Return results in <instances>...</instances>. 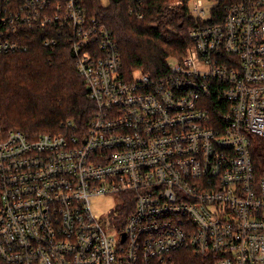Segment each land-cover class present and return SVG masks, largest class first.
<instances>
[{
	"label": "built area",
	"instance_id": "obj_1",
	"mask_svg": "<svg viewBox=\"0 0 264 264\" xmlns=\"http://www.w3.org/2000/svg\"><path fill=\"white\" fill-rule=\"evenodd\" d=\"M219 1L187 0L184 54L127 79L85 0H0V54L26 49L29 31H48L44 45L67 36L95 105L83 125L35 137L0 120V264H171L180 248L264 264L250 153L264 138V0ZM128 2L143 17V0ZM111 194L123 213L99 216L91 198Z\"/></svg>",
	"mask_w": 264,
	"mask_h": 264
},
{
	"label": "trees",
	"instance_id": "obj_2",
	"mask_svg": "<svg viewBox=\"0 0 264 264\" xmlns=\"http://www.w3.org/2000/svg\"><path fill=\"white\" fill-rule=\"evenodd\" d=\"M171 0H143V17L129 13L128 0H85L86 13L107 26L121 56L122 75L137 73L158 77L166 72V60L181 57L190 44L189 31L196 19L187 5L171 7ZM226 0L216 8L222 12ZM58 29H64L58 27ZM48 31H29L26 49L0 54V120L5 129H20L30 137L62 131L72 120L83 125L95 108L84 80L77 72L72 44L57 33L52 45H44ZM56 34V31L54 32ZM33 35V36H32ZM254 172H264V138L254 137L250 146ZM114 211L122 212L123 202ZM171 264H212V256L189 248L171 253Z\"/></svg>",
	"mask_w": 264,
	"mask_h": 264
},
{
	"label": "rangeland",
	"instance_id": "obj_3",
	"mask_svg": "<svg viewBox=\"0 0 264 264\" xmlns=\"http://www.w3.org/2000/svg\"><path fill=\"white\" fill-rule=\"evenodd\" d=\"M102 2L107 3V0H102ZM182 4L187 5V0H182V3H175L173 0L169 2V5L171 7H179ZM171 56H174V55H171ZM118 201H119L118 194H111V195H106V196H95L91 198V206L94 212L100 216L104 214L105 212L113 210L114 205H116Z\"/></svg>",
	"mask_w": 264,
	"mask_h": 264
}]
</instances>
